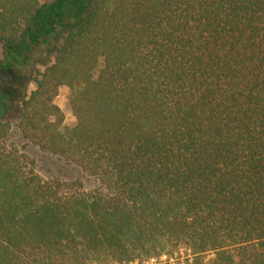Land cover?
<instances>
[{
    "label": "trees",
    "instance_id": "1",
    "mask_svg": "<svg viewBox=\"0 0 264 264\" xmlns=\"http://www.w3.org/2000/svg\"><path fill=\"white\" fill-rule=\"evenodd\" d=\"M0 71V264H264V0H0Z\"/></svg>",
    "mask_w": 264,
    "mask_h": 264
},
{
    "label": "rangeland",
    "instance_id": "2",
    "mask_svg": "<svg viewBox=\"0 0 264 264\" xmlns=\"http://www.w3.org/2000/svg\"><path fill=\"white\" fill-rule=\"evenodd\" d=\"M79 10L80 9L77 8L76 10L73 11L74 16H77ZM29 58L31 62L35 63L36 66L39 68H43V66L47 62H49V57L45 47H41V48L39 47L32 50V52L29 54ZM14 75H16V73ZM17 77L18 79L15 77L17 79L16 81L15 79H13L11 74L0 71V92L8 94V92L10 93L12 90H14L13 95L14 94L18 95L19 91L24 87V83L27 80L24 78L23 74L21 73ZM32 88H33V84H29L28 91L31 90ZM67 94H68V89L66 87H62L59 91L58 96L56 97V102L64 111L66 116L65 124L69 126L74 122V116L68 104ZM36 159H37V168L44 177H49L52 174H57L64 178H73L76 175L75 170L64 161L55 162L53 159H50L47 156L40 157L38 155H36ZM147 264H151V262H148Z\"/></svg>",
    "mask_w": 264,
    "mask_h": 264
}]
</instances>
